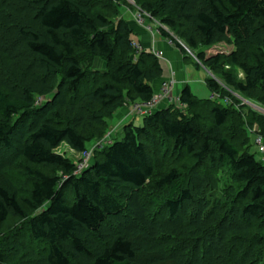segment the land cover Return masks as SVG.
Instances as JSON below:
<instances>
[{"label":"trees","instance_id":"1","mask_svg":"<svg viewBox=\"0 0 264 264\" xmlns=\"http://www.w3.org/2000/svg\"><path fill=\"white\" fill-rule=\"evenodd\" d=\"M9 1L0 0V55L10 63H21L28 54L41 57L51 84L61 78L74 100L43 118L22 141L26 163L51 173L28 167L26 175L34 182L21 200L0 185V234L13 218L29 220L33 239L44 249L13 243L7 252L0 251V264H264V159L252 152L248 133L245 148L234 140L246 111L234 94L259 92L257 102L264 106V0L139 1L143 13L180 36L220 81L208 78L209 100H200L187 85L178 107L164 105L142 119V126L128 124L122 138L99 151L80 174L53 149L67 140L86 152V145L106 131L112 117L105 112L114 107L121 112L154 98L162 65L152 51L138 61L131 58L138 51L129 22L123 17L113 24L104 15L92 16L87 10L98 0L87 5L79 0H17L35 13L43 40L26 27L17 33L4 30L19 25L12 14L17 5ZM162 37L173 40L166 31ZM225 44L233 46L227 56L206 52ZM82 55L108 64L106 73L90 81V96L80 94L92 75ZM32 109L30 94L19 98L0 84V146L12 147V135ZM249 116L259 128L255 138H264V116ZM94 123L97 129L90 126ZM155 133L172 142L181 157L215 168L195 179L198 197L185 187L191 175L188 164L154 179L155 159L144 140ZM221 171L228 172L223 186ZM149 181L159 192L170 189L166 220L162 213L153 215L143 200ZM205 187L220 188V194L215 189L205 199Z\"/></svg>","mask_w":264,"mask_h":264},{"label":"rangeland","instance_id":"2","mask_svg":"<svg viewBox=\"0 0 264 264\" xmlns=\"http://www.w3.org/2000/svg\"><path fill=\"white\" fill-rule=\"evenodd\" d=\"M79 1H82L85 5H87L90 0ZM139 1H142L143 3L153 0H98V5L94 9L91 8L87 11H89L92 16H96L98 14L104 15L108 18V21L113 24H118V22L124 17L126 21L129 22L131 29L134 26L133 23H135L142 30V33L145 36L142 35L141 39L137 37L139 41H136L139 44L137 45L140 46L142 50L131 57L133 60L138 61L141 55L146 53V51H149L148 47H146L147 44L145 43H148V41L152 44H154L153 41H155V44L158 43L160 48L158 51L163 53L162 59L164 60H159L163 68V75L159 81L153 84L156 93L161 90L160 88L162 87L164 81L168 79V73L173 72L178 82V87H176L174 91V97L178 98V95L188 85L185 83L186 81H184L186 76L183 79V72L189 70L192 72V75L196 77V81H198L191 82L190 88L192 92L200 100L211 99L212 92L207 86L206 79L211 78L220 81V78L217 77L215 72L213 73L209 71L199 63L197 54L189 49L185 41L180 36L163 25L159 19H155L154 17L143 13L141 11ZM9 3L11 5H17H12V14L17 18L19 25L4 30L8 33H17L19 31L18 29L26 27V31L39 34L43 40V33L39 30L36 19L34 18L35 13L29 9L31 7L25 8L23 4H18L17 0H10ZM162 31L169 32L173 40L164 39L162 37ZM134 34L136 35V32H134ZM169 41H172L173 44ZM178 45H180L181 48ZM232 48L233 46L225 44L209 51L206 50V52L209 56H213L217 52H222L223 55L227 56L231 53ZM80 58L85 64L84 67L86 70H89L93 75H91L88 81L89 83L80 89V94L81 96H90L94 89L93 83H90V81L94 77L100 78V75L106 73L108 71V64L100 59L91 61L87 55H82ZM163 61L169 67V71L170 68L172 71H167ZM51 83V76L49 75L41 57L35 54H28V56L21 63H10L5 57L0 55V84L2 87L13 96L25 98L26 95L30 94L32 98V115L29 120L23 123L12 135V147L7 149L4 146H0V185L8 188L12 194L16 195L18 200L29 196L32 189V183L34 182L33 179L26 175V169L30 166L26 163L21 154L22 141L43 118L53 117L58 107H64L74 100L68 86L62 84L61 78L57 80V84L55 86ZM258 95L259 92H253L248 96L244 94H234L241 104L243 106L245 105L243 108L246 109L243 117L244 122L238 127V135L234 140H237L236 144H238L240 149H243L246 147L243 137L246 133H248L250 139L252 138V152L259 160H262V157L255 145V137L258 135L259 128L256 121H253V118L249 116L252 112L254 114L264 116V106L257 102ZM216 99L218 100L217 97ZM174 106L178 107L179 105L176 104ZM133 107L134 106L131 105L125 107L121 112H119L120 109L114 107L109 111L111 112L110 114L109 112H105L107 117H112L107 121L108 124L105 128L106 131L103 132L102 137H99L92 143L86 145V152L77 151L67 140H64L58 147L54 148L53 152L71 160L75 164L76 169L78 166L85 164L87 159H89L88 163L91 164L92 161L98 157L99 151L107 148V145L112 141L122 138L124 129L128 124L133 123L138 125L140 123L139 125L142 126L143 120L132 112ZM127 117L129 120H127ZM123 119L126 120L123 122ZM92 125H95L93 128H96L95 123L90 124V126ZM144 142L148 147H150V152L153 154V158L155 159L154 166L156 169V176L154 179L158 181L172 169H179L184 164H188L191 169L189 174L191 175L186 177L189 178L188 180H184L185 187L192 190L195 197H198L199 194L194 189L195 179L200 177L201 174H213L215 168L210 166L207 161L202 164H198L192 159L189 160V158L186 155L184 156V154L183 157H181L182 154H176L173 149V143L166 140L158 133H155L154 135L151 134L150 138H146ZM30 168L33 170H40L48 175L51 173L45 166H31ZM227 177L228 172L224 174V171H221L220 178L222 179V186L225 184ZM215 189L216 187H208L206 190L205 187L203 192L205 195H202L203 198H212V194L215 191V193L220 194V188ZM169 193V188L160 192L157 191L154 188L152 181L147 183V186L142 192L143 200L147 205H149L153 215L156 213H162L161 218L165 220L169 218V214L167 213L168 211H166V202ZM198 206L199 205L197 203V205L193 207V210H196ZM182 216H184L183 213L179 215L180 218H182ZM21 239L22 242H20ZM23 242L26 246L35 248L37 252H41L44 249V245L33 239L29 220L13 218L6 225H4L0 234V251L7 252L12 248L13 243H21V245H23ZM138 259L144 261L147 258L140 256Z\"/></svg>","mask_w":264,"mask_h":264},{"label":"built area","instance_id":"3","mask_svg":"<svg viewBox=\"0 0 264 264\" xmlns=\"http://www.w3.org/2000/svg\"><path fill=\"white\" fill-rule=\"evenodd\" d=\"M171 44H173L172 41ZM136 49L138 52H141L142 48L136 44ZM152 53L161 60L163 57V53L152 51ZM178 87V82L176 80V76L173 73L167 80L164 81L161 90L156 93L154 98L150 102H142V103H136L133 106L132 112L138 116L141 119H144L146 117H149L153 112L159 110L164 105H176L180 104V95H178V98L174 97V91ZM256 147L259 151V154L264 159V138L258 137L256 139ZM87 159L85 161V164L82 166H78L76 174H80L83 170L88 169L90 166V163H88Z\"/></svg>","mask_w":264,"mask_h":264},{"label":"crops","instance_id":"4","mask_svg":"<svg viewBox=\"0 0 264 264\" xmlns=\"http://www.w3.org/2000/svg\"><path fill=\"white\" fill-rule=\"evenodd\" d=\"M133 27H132V30L134 31V32H136V35L134 34V36H133V38H134V41H135V44H138L136 41H139V39H141V36L143 35V36H145L143 33H142V30L135 24V23H133ZM140 31V32H139ZM139 39H138V38ZM147 39V38H146ZM148 40V39H147ZM153 43L154 44H152V43H150L149 41H148V43H145V44H147L146 45V47H148V50L149 51H157V52H160V51H158V50H160V48H159V46H158V43H156L155 44V41H153ZM139 45V44H138ZM161 60H164V59H161ZM163 63L165 64V62L163 61ZM165 68L167 69V71L168 72H170V71H172V69L170 68V71H169V67L165 64ZM186 68V67H185ZM199 71L201 72V70L199 69ZM173 73V72H172ZM172 73L170 72V73H168V77L167 78H169L171 75H172ZM183 79L185 78V76H186V78H188V79H184V81H186L185 83L186 84H188L189 86H190V84H191V82L192 81H195V82H198V81H196V77L195 76H193L192 75V72H190L189 70H186V72H183ZM177 79V78H176ZM188 80V81H187ZM207 80H208V78L206 79V83H207ZM213 97V96H212ZM126 115H128V114H126ZM128 118V117H127ZM126 119H123V122L125 121ZM127 120H129V118L127 119ZM140 124V123H139ZM138 124V125H139ZM137 125V124H136Z\"/></svg>","mask_w":264,"mask_h":264},{"label":"clouds","instance_id":"5","mask_svg":"<svg viewBox=\"0 0 264 264\" xmlns=\"http://www.w3.org/2000/svg\"><path fill=\"white\" fill-rule=\"evenodd\" d=\"M180 95V94H179Z\"/></svg>","mask_w":264,"mask_h":264}]
</instances>
